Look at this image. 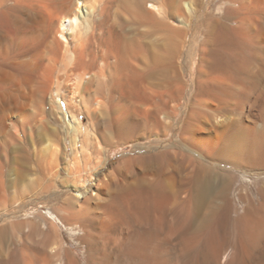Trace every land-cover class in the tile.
Instances as JSON below:
<instances>
[{"label": "bare ground", "instance_id": "6f19581e", "mask_svg": "<svg viewBox=\"0 0 264 264\" xmlns=\"http://www.w3.org/2000/svg\"><path fill=\"white\" fill-rule=\"evenodd\" d=\"M22 148L59 193L40 227L73 226L91 264H264V0H0V199ZM19 231L0 227L4 264Z\"/></svg>", "mask_w": 264, "mask_h": 264}, {"label": "rangeland", "instance_id": "374dc122", "mask_svg": "<svg viewBox=\"0 0 264 264\" xmlns=\"http://www.w3.org/2000/svg\"><path fill=\"white\" fill-rule=\"evenodd\" d=\"M205 1L207 4H210L211 7H214L215 4L219 3L221 0ZM111 17L115 23L121 21V23L128 24L129 21H131V19L122 17L119 9L114 10L111 13ZM196 22H199V20H195V23ZM202 26V22L195 24L193 36L201 33ZM192 76V70L189 69L187 78L190 82ZM16 89L17 86L12 85L11 91L15 92ZM9 106L10 103H8L7 107L9 108ZM182 117L183 116L178 119V126L175 128V131L171 133L174 139L178 138L179 124L182 122ZM83 119L84 123H89L86 116H84ZM67 144L70 146V140L67 141ZM22 149H19V151L15 149V151L9 153L10 163L8 167H10L9 172L11 173V178L13 177L12 180L8 181V186L11 188V191L3 199H0V227L10 225L11 223H20L22 229V231L17 232L18 237L10 234L8 240L9 245H11L10 248L19 250L20 254L17 264H27V254L33 251L39 252L45 245L56 243L68 249L70 253L79 260L80 264H91V257L96 259L98 254L95 253L88 244L81 241L79 232L76 231L73 226H70L61 219H57L56 222L49 218L50 220H44L42 223L43 226L40 227L38 214L43 213V215H45L50 208L58 210V206L60 205L59 193H42V187L44 185L43 172L47 165L46 163H48L47 160L50 159L49 153L37 151L35 149H27L28 151ZM133 151H135V145L133 143L122 144L121 146L112 148L110 156L112 157V161L117 163ZM15 202H20V207L14 208L13 204ZM238 203L239 205L241 204L240 201H238ZM25 234H27V236ZM34 243L38 248L32 249L30 245ZM8 253L2 257L9 259L10 255ZM92 255L95 256L93 257ZM66 258L67 257H65V259ZM0 264H4L1 258ZM36 264H44L43 257H40Z\"/></svg>", "mask_w": 264, "mask_h": 264}]
</instances>
